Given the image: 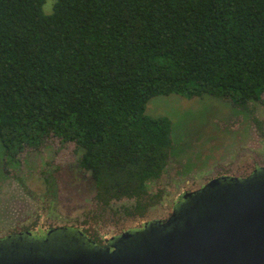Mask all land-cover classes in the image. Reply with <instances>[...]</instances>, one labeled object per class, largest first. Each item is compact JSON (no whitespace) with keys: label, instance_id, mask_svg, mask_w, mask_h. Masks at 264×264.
<instances>
[{"label":"trees","instance_id":"16d2710c","mask_svg":"<svg viewBox=\"0 0 264 264\" xmlns=\"http://www.w3.org/2000/svg\"><path fill=\"white\" fill-rule=\"evenodd\" d=\"M44 2L0 0V143L9 158L73 143L99 211L133 200L142 215L165 170L170 121L145 114L151 98L262 103L264 0Z\"/></svg>","mask_w":264,"mask_h":264},{"label":"rangeland","instance_id":"374dc122","mask_svg":"<svg viewBox=\"0 0 264 264\" xmlns=\"http://www.w3.org/2000/svg\"><path fill=\"white\" fill-rule=\"evenodd\" d=\"M53 3L45 0L44 14L52 13ZM261 98L262 103L250 105V114L210 96L151 98L145 114L169 119L172 149L163 174L148 184L140 216H127L133 200L95 209L94 185L89 174L76 167L81 151L73 143L50 136L37 150L25 149L14 158L5 155L0 143V238L65 226L86 231L103 246L127 229L165 220L179 196L211 179L246 177L255 166L264 167V95Z\"/></svg>","mask_w":264,"mask_h":264},{"label":"water","instance_id":"95a60500","mask_svg":"<svg viewBox=\"0 0 264 264\" xmlns=\"http://www.w3.org/2000/svg\"><path fill=\"white\" fill-rule=\"evenodd\" d=\"M0 264H264V168L183 194L163 221L94 244L55 227L0 238Z\"/></svg>","mask_w":264,"mask_h":264},{"label":"flooded vegetation","instance_id":"af4514ba","mask_svg":"<svg viewBox=\"0 0 264 264\" xmlns=\"http://www.w3.org/2000/svg\"><path fill=\"white\" fill-rule=\"evenodd\" d=\"M259 168H264V167H259V166H255L252 170H250V172H249V174L248 175H246V177L247 176H249L250 174H252L256 169H259ZM229 177H233V176H229ZM235 178H245V177H236V176H234ZM186 193V192H185ZM185 193H183V194H185ZM182 194V195H183ZM181 195V196H182ZM181 196H179L178 197V199H177V201H176V203L173 205V207H172V209L174 208V206L175 205H177L178 203H179V199H180V197ZM172 211V210H171ZM171 213V212H170ZM170 215V214H169ZM162 221V220H161ZM39 226V225H38ZM38 226H36L34 229H38ZM143 226V225H142ZM142 226H140V227H138V228H141ZM63 227V226H62ZM65 227V226H64ZM68 228H72V227H68ZM52 229V228H51ZM73 229H76V230H78V231H80L78 228H73ZM132 229H134V228H132ZM50 230V229H49ZM49 230H47L46 232H44V234H33V232L31 231L30 232V230L28 229V230H25V231H21V232H16V233H11V234H9V235H16V234H19V233H24V232H30L31 233V235L33 236V237H41V236H43V235H45ZM127 230H129V229H127ZM36 231V230H35ZM126 231V230H125ZM81 232V231H80ZM82 234H83V232H81ZM122 233V232H121ZM120 234V233H119ZM9 235H7V236H9ZM84 235V234H83ZM88 235V234H87ZM87 235H84L86 238H88L89 240H91L94 244H96V245H98V243H96V241L94 240L93 241V239L92 238H89ZM118 235V234H117ZM114 236H116V235H114ZM6 237V236H5ZM111 237H113V236H111ZM110 237V238H111ZM1 238H3V237H1ZM108 240V239H107ZM107 240L105 241V244L107 243ZM105 244L103 245V246H105Z\"/></svg>","mask_w":264,"mask_h":264}]
</instances>
